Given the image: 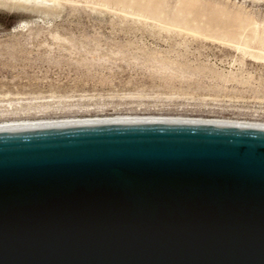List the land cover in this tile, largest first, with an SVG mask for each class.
<instances>
[{"label": "water", "instance_id": "95a60500", "mask_svg": "<svg viewBox=\"0 0 264 264\" xmlns=\"http://www.w3.org/2000/svg\"><path fill=\"white\" fill-rule=\"evenodd\" d=\"M0 264H264V109L162 96L0 132Z\"/></svg>", "mask_w": 264, "mask_h": 264}, {"label": "rangeland", "instance_id": "374dc122", "mask_svg": "<svg viewBox=\"0 0 264 264\" xmlns=\"http://www.w3.org/2000/svg\"><path fill=\"white\" fill-rule=\"evenodd\" d=\"M162 96L264 109V0H0V124Z\"/></svg>", "mask_w": 264, "mask_h": 264}, {"label": "bare ground", "instance_id": "6f19581e", "mask_svg": "<svg viewBox=\"0 0 264 264\" xmlns=\"http://www.w3.org/2000/svg\"><path fill=\"white\" fill-rule=\"evenodd\" d=\"M48 121H53V120H48ZM48 121H23V122H5L0 124V132L7 131V130H12L16 128H21L25 126H30L34 124H39V123H44Z\"/></svg>", "mask_w": 264, "mask_h": 264}]
</instances>
